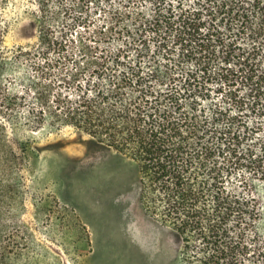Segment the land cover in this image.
<instances>
[{"label": "trees", "instance_id": "obj_1", "mask_svg": "<svg viewBox=\"0 0 264 264\" xmlns=\"http://www.w3.org/2000/svg\"><path fill=\"white\" fill-rule=\"evenodd\" d=\"M186 17L178 36L192 67L179 83L160 66L133 59L124 45L83 63L86 55L65 53L78 22L55 18V33L43 32L35 49L18 51L43 76L63 68L55 86L34 85L28 113L34 124L59 120L132 158L140 204L176 232L184 264H264V184L249 196L227 186L233 165L264 167V0H194ZM118 34L131 37L128 29ZM2 36L0 29V77L8 65ZM213 63L234 67L243 92H232L235 115L199 108L189 88ZM45 263L30 247L0 245V264Z\"/></svg>", "mask_w": 264, "mask_h": 264}, {"label": "rangeland", "instance_id": "obj_2", "mask_svg": "<svg viewBox=\"0 0 264 264\" xmlns=\"http://www.w3.org/2000/svg\"><path fill=\"white\" fill-rule=\"evenodd\" d=\"M193 7L194 0L6 1L0 21L8 57L0 77V245L30 247L45 264H184L176 232L140 204L132 158L59 120L32 123L34 85L55 86L63 68L43 76L18 51L35 49L43 32L55 33V18H64L78 22L66 54L86 55L85 63L101 49L124 45L133 59L160 66L179 83L192 66L178 33ZM126 29L129 38L118 34ZM232 68L213 63L194 74L189 88L199 108L235 115L232 92H243ZM260 165H233L227 186L258 195Z\"/></svg>", "mask_w": 264, "mask_h": 264}, {"label": "bare ground", "instance_id": "obj_3", "mask_svg": "<svg viewBox=\"0 0 264 264\" xmlns=\"http://www.w3.org/2000/svg\"><path fill=\"white\" fill-rule=\"evenodd\" d=\"M88 168V167H87ZM91 168V167H90ZM97 171V170H96ZM98 172V171H97ZM86 173V172H85ZM90 183V182H89ZM107 185H108V183H107ZM96 188V187H95ZM102 193V192H101ZM98 195H99V193H98ZM112 204V203H111ZM127 214V213H126ZM122 215V214H121ZM129 217V216H128ZM119 226V225H118ZM120 232H121V229H120ZM148 240H150V239H148ZM111 242V241H110ZM136 242V241H135ZM112 243V242H111ZM146 243V242H145ZM152 243V242H151ZM148 245V244H147ZM108 246V245H107ZM142 247V246H141ZM145 248H147V247H145ZM150 249V248H149ZM140 250V249H139ZM141 250H142V248H141ZM142 251H144V250H142ZM144 253V252H143ZM145 254V253H144ZM143 258H144V256H142ZM147 257V256H146ZM145 257V258H146ZM132 258V257H131ZM144 261V260H143ZM141 264H143L142 262H141Z\"/></svg>", "mask_w": 264, "mask_h": 264}]
</instances>
